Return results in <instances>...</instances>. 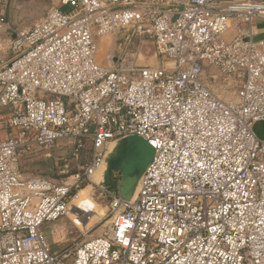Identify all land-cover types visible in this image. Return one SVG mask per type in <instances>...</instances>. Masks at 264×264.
Instances as JSON below:
<instances>
[{
	"label": "built area",
	"instance_id": "1",
	"mask_svg": "<svg viewBox=\"0 0 264 264\" xmlns=\"http://www.w3.org/2000/svg\"><path fill=\"white\" fill-rule=\"evenodd\" d=\"M259 22L264 0H61L14 33L0 68V264H65L43 226L68 217L106 144L132 135L155 149L138 197H114L113 224L71 264H264ZM122 32L153 39L160 64L100 65L99 40ZM207 77L235 83L237 99ZM59 142L68 152L53 177L23 175L24 155Z\"/></svg>",
	"mask_w": 264,
	"mask_h": 264
},
{
	"label": "rangeland",
	"instance_id": "2",
	"mask_svg": "<svg viewBox=\"0 0 264 264\" xmlns=\"http://www.w3.org/2000/svg\"><path fill=\"white\" fill-rule=\"evenodd\" d=\"M60 5L61 0H51V6L49 10ZM33 11V8H30L29 10L27 9L26 16L24 19H22L21 25L25 27V29H21L19 27L20 29L16 30V34L28 31L39 20H41V18H43L44 15L35 23H33L30 16L31 12ZM256 25L260 31V35L256 37V40L263 39L264 24L259 22ZM126 36L127 35L122 32L115 39L111 40V38H109L114 36H108V38H104L103 40L108 39L110 41L109 45L105 48L104 51H101L100 44L98 43L97 60L100 65L106 68H114L120 65H133L136 67H143L158 66L160 64V61L155 55V46L153 43V39H146L137 36H131L129 37V39H127ZM7 38L12 50V39L14 37L8 34ZM13 56L14 54L12 55V58ZM7 62L0 63V68ZM206 83L214 91V93L221 96L225 101L234 102L237 99L236 86L232 81L225 82L222 78L212 80L210 79V77H207ZM253 129L260 139H264V122L256 123ZM59 144V147H54V151H57L53 153V157L51 158L52 160L50 161V167L52 168V171H54L59 164V157L67 155L68 152L67 148H65L64 146V142H59L57 145ZM86 150L88 151V149ZM74 197L72 199V203ZM95 202L96 206H94L93 208H84L80 212H76L77 219H72L68 215V217L63 218L56 223H48L42 228L52 251L54 253H60L64 257L65 264L72 263L75 248L78 246V244H80L87 238V236H85L83 232H87L89 229H91L88 235H91L93 233L95 235H98L99 233H103L107 226L109 219L104 218L107 213V207L105 205H109V203L105 199H95Z\"/></svg>",
	"mask_w": 264,
	"mask_h": 264
},
{
	"label": "water",
	"instance_id": "3",
	"mask_svg": "<svg viewBox=\"0 0 264 264\" xmlns=\"http://www.w3.org/2000/svg\"><path fill=\"white\" fill-rule=\"evenodd\" d=\"M114 147H111L112 144ZM155 149L143 138L132 135L121 138L117 141L108 142L103 156L100 169L92 176L90 185L94 188L96 200L105 199L109 205L104 218H107L110 212V203L114 197L120 198L125 204H133L141 190L143 180L147 169L153 162ZM97 173H102V183H96L93 177ZM118 174V178L115 177ZM103 205V204H101ZM72 209V201L69 204L68 211ZM125 211V205L122 206L120 213ZM109 221L103 233L88 235L91 229L83 232L87 238L78 246L93 239L104 237V233L110 227L115 218H108ZM92 228V227H91ZM56 255H61L55 252ZM64 259V257H63Z\"/></svg>",
	"mask_w": 264,
	"mask_h": 264
},
{
	"label": "crops",
	"instance_id": "4",
	"mask_svg": "<svg viewBox=\"0 0 264 264\" xmlns=\"http://www.w3.org/2000/svg\"><path fill=\"white\" fill-rule=\"evenodd\" d=\"M51 0H0V13L4 14L7 22L8 28L10 30L0 31V63H5L9 59L12 58V50L9 45V40L7 38L8 34L11 36H15V32L18 29H25L22 25V19L26 16L27 9L33 8L34 11L31 12V21L35 23L38 19H40L43 15V18L48 15L50 12ZM49 10V11H48ZM42 19V18H41ZM20 27V28H19ZM23 27V28H22ZM31 27L29 30H31ZM258 28V27H257ZM28 30V31H29ZM26 31V32H28ZM260 35V31H259ZM118 36V35H117ZM117 36L109 37L115 39ZM103 38L99 40V44L101 43ZM109 40H106L107 42ZM116 41V40H115ZM8 109L0 108V115L7 116ZM10 133V129L7 126V121H0V139L6 138ZM57 145V147H59ZM55 149L42 151L39 154L26 156L24 155L21 158V171L26 177H53L55 170L52 171L50 167V161L53 157V153ZM56 169V168H55Z\"/></svg>",
	"mask_w": 264,
	"mask_h": 264
},
{
	"label": "bare ground",
	"instance_id": "5",
	"mask_svg": "<svg viewBox=\"0 0 264 264\" xmlns=\"http://www.w3.org/2000/svg\"><path fill=\"white\" fill-rule=\"evenodd\" d=\"M104 39V38H103ZM100 43L101 51H104L105 48L109 45L110 41L105 42L106 40H103ZM108 40V39H107ZM114 143L111 145V147H114ZM93 180L96 183H102L103 176L102 173H97ZM94 188L89 185L83 189H81L78 194L74 197L73 203H72V209L69 212V217L72 219H77V213L80 212L84 208H93L96 206L95 202V192Z\"/></svg>",
	"mask_w": 264,
	"mask_h": 264
}]
</instances>
